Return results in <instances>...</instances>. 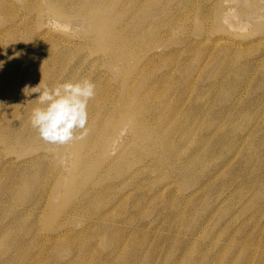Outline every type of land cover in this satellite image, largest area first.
I'll return each mask as SVG.
<instances>
[{
	"label": "rangeland",
	"instance_id": "rangeland-1",
	"mask_svg": "<svg viewBox=\"0 0 264 264\" xmlns=\"http://www.w3.org/2000/svg\"><path fill=\"white\" fill-rule=\"evenodd\" d=\"M24 1L0 0V264H264V0ZM83 78L87 135L47 145L31 89Z\"/></svg>",
	"mask_w": 264,
	"mask_h": 264
},
{
	"label": "clouds",
	"instance_id": "clouds-1",
	"mask_svg": "<svg viewBox=\"0 0 264 264\" xmlns=\"http://www.w3.org/2000/svg\"><path fill=\"white\" fill-rule=\"evenodd\" d=\"M31 92L38 94L39 106L32 110L30 123L40 139L49 144L64 145L85 138L88 104L96 95V85L92 80L83 78L76 82L58 83L54 87H41L40 83ZM77 130H80L79 135Z\"/></svg>",
	"mask_w": 264,
	"mask_h": 264
},
{
	"label": "bare ground",
	"instance_id": "bare-ground-1",
	"mask_svg": "<svg viewBox=\"0 0 264 264\" xmlns=\"http://www.w3.org/2000/svg\"><path fill=\"white\" fill-rule=\"evenodd\" d=\"M23 1V0H22ZM123 1V0H122ZM129 1V0H128ZM150 1V0H149ZM24 2H26V1H24ZM27 2H28V0H27ZM26 2V3H27ZM55 2V4H56V9H55V13L57 14V16H61V17H66V18H68L70 15H75V14H79V13H81V9H80V5H79V0H73V1H70V4L68 5L67 4V0H52V3H54ZM139 2V1H138ZM95 3V2H94ZM141 3H142V1H141ZM93 4V3H92ZM53 5V4H52ZM90 6H92L91 4H89ZM131 5V4H130ZM6 6V5H5ZM38 6V5H37ZM54 6V5H53ZM30 7V6H29ZM55 7V6H54ZM4 8V7H3ZM7 8V7H6ZM10 8V7H9ZM28 8V7H27ZM37 7H35V9H36ZM45 9H46V7H44ZM129 8V7H128ZM127 8V9H128ZM133 8V7H132ZM34 9V10H35ZM4 10V9H3ZM10 10V9H9ZM5 11V10H4ZM36 11V10H35ZM84 11V10H83ZM83 11H82V13H83ZM86 11V10H85ZM84 11V12H85ZM5 12H7V10L5 11ZM12 12V11H11ZM27 12V11H26ZM87 12H89V11H87ZM11 14V13H10ZM84 14V13H83ZM82 14V15H83ZM12 15V14H11ZM81 15V16H82ZM87 18V17H86ZM143 23V22H142ZM159 28V27H158ZM160 28H161V26H160ZM159 30V29H158ZM114 32H115V30H103V32L101 33V35L100 36H98V34L96 35L97 37H95L96 39H100V38H102V39H104V40H106V41H109V42H113L114 44H117L118 43V40L120 39V33L118 34H115L114 36H111V34L110 33H112V35L114 34ZM105 33V36L103 35ZM155 34V33H154ZM220 34V33H219ZM95 35V34H94ZM109 35V36H108ZM218 35V34H217ZM152 36H153V34H152ZM155 36V35H154ZM206 36V35H205ZM224 36V35H223ZM215 37V36H214ZM219 36H217V38H218ZM151 39V38H150ZM221 39H222V37H221ZM220 39V40H221ZM68 40V39H67ZM219 40V39H218ZM89 41V40H88ZM147 41V40H146ZM144 43H147V42H144ZM143 43V46L145 45ZM91 44V43H90ZM147 45L148 44H146L145 46H146V48H148L147 47ZM153 46H154V44H153ZM150 47V46H149ZM151 47H152V45H151ZM68 49V48H67ZM144 49H145V47H144ZM144 49H143V51H144ZM112 50V49H111ZM147 50V49H146ZM148 50H150V49H148ZM152 50H153V48H152ZM60 51V50H59ZM142 51V50H141ZM141 51H138L139 52V54H140V52ZM142 51V52H143ZM112 52V51H111ZM110 52V55L112 54ZM124 52H126V51H124ZM146 52H148V51H145V53ZM150 52V51H149ZM148 52V53H149ZM119 53V52H118ZM123 54V53H122ZM127 54L128 53H126V56H127ZM157 54V53H156ZM57 55V54H56ZM104 55V54H103ZM136 56V55H135ZM104 57H105V55H104ZM108 58V57H107ZM109 59V58H108ZM108 59H106V61L108 60ZM112 59V58H111ZM114 59H116L115 57H114ZM110 60V59H109ZM263 60V59H262ZM113 61H115V60H113ZM264 61V60H263ZM107 62H109V61H107ZM110 64H111V60H110ZM114 64H115V62H114ZM134 64V63H133ZM131 65H132V63H131ZM112 66H114V65H112L111 64V67ZM116 66V65H115ZM142 69V68H141ZM144 69V68H143ZM132 70V69H131ZM124 71V70H123ZM122 72V70L120 71V73ZM125 74V73H124ZM123 74V75H124ZM128 73H126L125 74V76L127 75ZM140 75V74H139ZM122 76V75H121ZM137 76V75H136ZM135 77V76H134ZM138 77V76H137ZM137 77H136V79H137ZM140 77V76H139ZM139 77H138V79H139ZM127 78V77H126ZM125 78V79H126ZM129 78H131L130 76H128V79ZM124 79V80H125ZM121 80H123V79H121ZM134 80V79H133ZM129 82V81H128ZM137 82V81H136ZM125 83V82H124ZM132 83V82H131ZM134 83H135V81H134ZM137 84V83H136ZM136 84H134V85H136ZM124 85V84H123ZM133 84H132V86H134ZM153 85V84H152ZM129 86H130V84H129ZM129 86H128V88H129ZM120 87V86H119ZM121 88V87H120ZM125 89V88H124ZM126 93H128L129 91L128 90H126L125 91ZM124 93V92H123ZM148 93V92H147ZM127 95H129V101H130V104H131V106L132 107H134V106H136V105H138L137 103L140 101V99H139V101H135V103H136V105H134L135 103H131V101H132V99H131V92H129L128 94H126V96ZM126 96H125V98H126ZM139 96H141V95H139ZM138 96V97H139ZM104 101H106L105 102V104L103 105V107H102V109H104V110H110V109H112L113 107L115 108V106H119L120 107V109H119V111H121V115H124V116H122L118 121H117V124L119 123V122H121V121H123L124 119L125 120H127V119H130L131 120V122H132V130L134 129V131H133V135L134 136H139V135H141L142 134V132H141V130L139 129L140 127H141V121L138 123V118L140 117V116H138V115H142V113L141 114H138V115H135L136 114V111L135 112H127V113H124L123 112V109L125 108V107H127L128 105H129V103L128 102H126V101H128V100H124V96H120L118 99H115L114 100V98H112L111 99V102L109 103V105L110 104H113L111 107H107L108 106V100H104ZM135 108V107H134ZM103 111V110H102ZM143 111V110H142ZM32 112V111H31ZM112 112H113V109L112 110H110V112H109V119H107V121L108 120H110V117L112 118L110 121H108L109 123H111V124H109L108 122V124L110 125V127H111V129H110V127H107V128H109L110 130H112V126L111 125H114V118L112 117ZM104 113V112H103ZM102 114V113H101ZM106 114V113H105ZM143 114H144V112H143ZM30 115V114H29ZM99 116H101V115H99ZM106 116V115H105ZM108 117V116H107ZM138 117V118H137ZM103 118V117H102ZM104 119V118H103ZM115 119H118V118H115ZM140 119V118H139ZM143 119V118H142ZM138 120V121H137ZM24 121V122H23ZM22 122H23V124L26 122H28L27 121V119H26V116H25V119H23L22 120ZM21 122V123H22ZM256 122V121H255ZM101 123H103V121H102V119H99L98 120V122H96V124H93V127H92V129L90 130V133L88 134L89 136H87V138H86V142H88L90 139H91V137L92 136H101V134H102V136H105L104 134H106V133H102V132H104L103 130V128L101 129L100 127L102 126V124ZM108 124H107V126H108ZM145 124V123H144ZM253 124V123H252ZM256 124V123H255ZM104 125H105V123H104ZM150 125V124H149ZM252 126V125H251ZM103 127V126H102ZM106 127V126H105ZM120 127H121V125H120ZM25 127H22V130L21 131H26V128L24 129ZM106 128V129H107ZM101 129V130H100ZM102 131L101 133H99L100 131ZM108 130V129H107ZM248 130H250V129H248ZM248 130H247V132H248ZM29 131V130H28ZM31 131V130H30ZM106 131V130H105ZM109 132H112V131H109ZM37 133V132H36ZM158 133V132H157ZM97 134H99V135H97ZM162 134V133H161ZM247 134V133H246ZM249 134V133H248ZM107 135V134H106ZM113 135V134H112ZM157 135V134H156ZM24 136H28L27 134H25ZM30 136V135H29ZM32 136L33 137H35L36 136V134H34V132H33V134H32ZM153 136V135H152ZM151 136V137H152ZM155 136V135H154ZM251 136V135H250ZM134 138V140L136 139V141H138V139L137 138ZM156 137V136H155ZM32 138V137H31ZM141 138V137H140ZM156 138H159V137H156ZM165 138V137H164ZM39 139V138H38ZM101 139V138H100ZM104 139H105V143H104V146H105V144L107 143V141H106V139H108V137H104ZM160 139V138H159ZM244 138H242V140H243ZM23 140V139H22ZM28 140H30V138L28 139ZM32 140V139H31ZM129 140H131L130 138L128 139L127 137H123L122 138V140H121V142L119 143V147H118V150L119 149H123L124 147H126L127 146V144H129ZM142 140V139H141ZM151 140H153V139H151ZM156 140V139H155ZM245 140V139H244ZM243 140V141H244ZM21 141V140H20ZM33 141V140H32ZM36 141V140H35ZM39 141V140H38ZM158 141V140H157ZM156 141V142H157ZM246 141V140H245ZM24 142V141H23ZM26 142V141H25ZM30 141H28L27 143H29ZM37 142V141H36ZM103 142V141H102ZM138 142H140V141H138ZM159 142V141H158ZM162 142V141H161ZM247 142H248V140H247ZM247 142H246V144H247ZM250 142V141H249ZM160 143V142H159ZM241 143V142H240ZM31 145L32 144H34V143H30ZM36 144V143H35ZM47 145H48V143H46ZM101 144V143H100ZM161 144V143H160ZM243 144H245V143H243ZM240 145H242V144H240ZM103 146V144H101V146H100V148L103 150V151H106V152H108V150L106 149L107 147L105 146L104 147ZM130 146V145H129ZM152 146V145H151ZM179 147V146H178ZM235 147V146H234ZM152 149H153V147H151ZM163 150V149H162ZM169 150V149H168ZM130 151V150H129ZM150 151H151V149H150ZM178 151V150H177ZM231 151V150H230ZM235 151V150H234ZM256 151V150H255ZM113 153V152H112ZM150 153V152H149ZM179 155H181L180 153H183L181 150H180V153L179 152H177ZM257 153V152H256ZM139 154V153H138ZM137 153H136V155H138ZM150 154H152V152L150 153ZM158 154V153H157ZM156 154V155H157ZM166 154V153H165ZM260 154V153H259ZM259 154L257 155V156H259ZM143 155V154H142ZM253 155V154H252ZM135 156V155H134ZM153 156H155V155H153ZM115 157V156H114ZM130 157V156H129ZM132 157V156H131ZM139 158V156H136V158ZM157 157H159V155L157 156ZM180 157H182V156H180ZM141 158V157H140ZM139 158V159H140ZM170 158H172V157H170ZM177 158V157H176ZM200 158V157H199ZM179 159V158H178ZM203 159H205V158H203ZM203 159H202V161L201 162H203ZM106 160V159H105ZM112 160V159H111ZM114 160H115V158H114ZM166 161H167V159H165ZM165 160H163V162L165 161ZM180 160V159H179ZM182 161V160H181ZM187 161H189V160H187ZM206 161V160H205ZM112 163V161H108V163ZM162 162V163H163ZM169 163H170V161H168ZM168 162H167V164H168ZM105 163V162H104ZM172 163V162H171ZM170 163V164H171ZM160 164L161 163H159V166H160ZM166 164V163H165ZM182 164V163H181ZM180 164V165H181ZM104 165V164H103ZM162 165V164H161ZM187 165H190V164H187ZM202 165V164H201ZM108 166V165H107ZM173 166V165H172ZM182 166V165H181ZM200 166V165H199ZM102 167V166H101ZM110 167V166H109ZM188 167V166H187ZM186 167V168H187ZM189 167H191V166H189ZM104 168V167H103ZM107 170H108V168L107 167H105ZM165 168H167V167H165ZM100 170H101V168H99ZM110 169V168H109ZM182 169V168H181ZM100 170H98V171H100ZM105 170V169H104ZM103 170V171H104ZM107 170H105V172L107 171ZM178 170V169H177ZM186 170V169H185ZM97 171V172H98ZM101 173H102V170L100 171ZM104 172V173H105ZM99 173V172H98ZM103 174V173H102ZM187 175H188V173H187ZM99 176H101V175H99ZM189 177V176H188ZM212 177H214V176H212ZM183 178H184V176H183ZM187 178V177H186ZM211 179V178H210ZM207 182H209V181H207ZM204 183H205V181H204ZM204 183L203 184H201V185H204ZM262 186H263V183H262ZM259 187V186H258ZM197 189V188H196ZM198 189H200V188H198ZM261 189H262V187H261ZM196 193V192H195ZM219 204V203H218Z\"/></svg>",
	"mask_w": 264,
	"mask_h": 264
}]
</instances>
